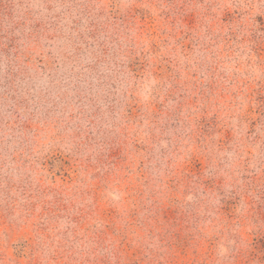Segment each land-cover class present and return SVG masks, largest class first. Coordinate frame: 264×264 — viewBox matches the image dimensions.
Returning a JSON list of instances; mask_svg holds the SVG:
<instances>
[{"label":"rangeland","instance_id":"374dc122","mask_svg":"<svg viewBox=\"0 0 264 264\" xmlns=\"http://www.w3.org/2000/svg\"><path fill=\"white\" fill-rule=\"evenodd\" d=\"M0 264H264V0H0Z\"/></svg>","mask_w":264,"mask_h":264}]
</instances>
